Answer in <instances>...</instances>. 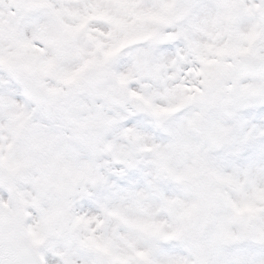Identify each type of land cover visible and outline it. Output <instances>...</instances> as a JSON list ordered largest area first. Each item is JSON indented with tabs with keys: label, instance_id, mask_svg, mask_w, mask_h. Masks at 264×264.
<instances>
[{
	"label": "snow or ice",
	"instance_id": "6c2138e0",
	"mask_svg": "<svg viewBox=\"0 0 264 264\" xmlns=\"http://www.w3.org/2000/svg\"><path fill=\"white\" fill-rule=\"evenodd\" d=\"M0 264H264V0H0Z\"/></svg>",
	"mask_w": 264,
	"mask_h": 264
}]
</instances>
